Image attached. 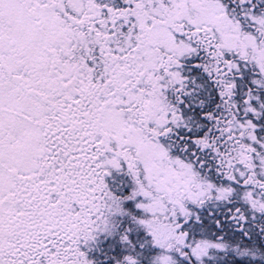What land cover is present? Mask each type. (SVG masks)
Listing matches in <instances>:
<instances>
[{
  "label": "snow or ice",
  "instance_id": "6c2138e0",
  "mask_svg": "<svg viewBox=\"0 0 264 264\" xmlns=\"http://www.w3.org/2000/svg\"><path fill=\"white\" fill-rule=\"evenodd\" d=\"M0 264H264V0H0Z\"/></svg>",
  "mask_w": 264,
  "mask_h": 264
}]
</instances>
